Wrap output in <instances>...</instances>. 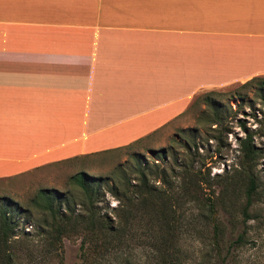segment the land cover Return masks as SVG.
<instances>
[{
	"label": "crops",
	"instance_id": "crops-1",
	"mask_svg": "<svg viewBox=\"0 0 264 264\" xmlns=\"http://www.w3.org/2000/svg\"><path fill=\"white\" fill-rule=\"evenodd\" d=\"M264 78V0H0V176L128 145Z\"/></svg>",
	"mask_w": 264,
	"mask_h": 264
},
{
	"label": "rangeland",
	"instance_id": "rangeland-1",
	"mask_svg": "<svg viewBox=\"0 0 264 264\" xmlns=\"http://www.w3.org/2000/svg\"><path fill=\"white\" fill-rule=\"evenodd\" d=\"M244 83L198 91L177 119L129 148L0 176V206L12 203L28 211L13 214L16 228L0 247V264H81L78 239H63L56 256L36 232L41 216L33 203L37 191L64 194L77 211L83 194L71 177L83 172L101 179L96 205L110 215L118 207L110 184L117 194L136 195L131 186L139 164L153 195H163L170 205L169 231L149 220L144 214L149 208L128 207L123 240H112L105 254L89 264H161L163 247L170 249L172 264H264V87ZM246 146L254 153L247 158ZM122 175L129 182L123 189ZM249 178L250 205L243 212ZM194 179L199 182L191 188L195 191L185 189Z\"/></svg>",
	"mask_w": 264,
	"mask_h": 264
},
{
	"label": "trees",
	"instance_id": "trees-1",
	"mask_svg": "<svg viewBox=\"0 0 264 264\" xmlns=\"http://www.w3.org/2000/svg\"><path fill=\"white\" fill-rule=\"evenodd\" d=\"M257 81L260 87H264V78H253L246 81L244 84ZM214 121V120H213ZM129 148V145L124 147L102 151L98 153H106L118 149ZM96 154V153H93ZM244 157H250L254 153L248 147H244ZM84 155L73 157L72 159L81 158ZM135 172L137 178L135 179V186H131L135 190L136 195H125L127 191H121V196L117 192H113L112 183L110 184L109 191L112 193L118 207L112 209L113 214L107 215L97 207L99 198L102 195L99 194V178H94L86 175L83 172L77 173L71 177V180L75 186H77L80 192L83 194L78 202L79 209L75 211L74 202L70 204L68 197L57 193L55 190L40 189L36 193V197L33 203L40 208V222L34 225L36 232L39 235L44 236V240L49 252H55L56 256L61 253L62 240L63 239H78L79 259L81 264H89L90 260H94L95 257H101L107 251L112 240H123V227L127 222L130 211L128 207L149 208L150 213L144 212L158 227L169 231L170 221L167 218V214L170 209V205L166 203L163 195H153L154 190L151 186H148L147 181L143 175V171L140 168V164L136 166ZM198 173H193V178H197ZM199 179V177H198ZM183 180V179H182ZM121 183L119 186H129V182L125 175L120 177ZM199 185V182L195 179L192 180V184L185 187L190 189ZM248 195H246V203L243 208V212L247 210L250 205V195L252 192L253 182L252 179H248ZM192 192L195 188L191 189ZM37 199V200H36ZM25 210V211H24ZM20 209L16 204H7L0 206V247H3L7 241L13 236V232L16 228L13 214L17 211H22L27 214L26 209ZM213 229L216 231L217 227ZM164 241V240H163ZM166 243V241H164ZM215 242V241H214ZM215 246V245H214ZM218 255L216 249L213 248ZM170 249L163 247L160 249V262L161 264H172L170 257ZM3 258V256H1Z\"/></svg>",
	"mask_w": 264,
	"mask_h": 264
}]
</instances>
